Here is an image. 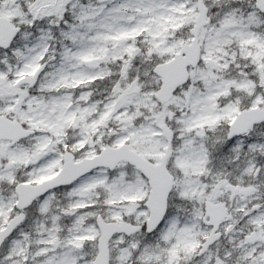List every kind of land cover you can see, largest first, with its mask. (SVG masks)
<instances>
[{
    "label": "snow or ice",
    "instance_id": "6c2138e0",
    "mask_svg": "<svg viewBox=\"0 0 264 264\" xmlns=\"http://www.w3.org/2000/svg\"><path fill=\"white\" fill-rule=\"evenodd\" d=\"M0 264H264V0H0Z\"/></svg>",
    "mask_w": 264,
    "mask_h": 264
}]
</instances>
